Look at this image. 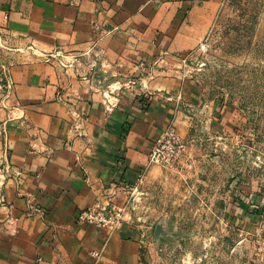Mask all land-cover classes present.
<instances>
[{"label":"crops","instance_id":"0c3cea01","mask_svg":"<svg viewBox=\"0 0 264 264\" xmlns=\"http://www.w3.org/2000/svg\"><path fill=\"white\" fill-rule=\"evenodd\" d=\"M219 6L220 0H0L2 56L13 64L20 104L0 137V198L6 201L0 204V264H144L133 224L109 237L106 229L78 223L77 214L106 202L113 185L119 187L114 201L124 203L157 136L184 123L180 106L198 104V86L163 55L195 50ZM95 22L118 29L101 37ZM31 45L82 55L85 62L98 52L93 80L35 58ZM8 116L0 110V123ZM30 202L43 217L26 216ZM254 202L264 211V197ZM9 217L18 222L8 224ZM94 252H101L99 260Z\"/></svg>","mask_w":264,"mask_h":264},{"label":"rangeland","instance_id":"374dc122","mask_svg":"<svg viewBox=\"0 0 264 264\" xmlns=\"http://www.w3.org/2000/svg\"><path fill=\"white\" fill-rule=\"evenodd\" d=\"M218 8L208 48L174 63L200 90L198 104L180 106L181 154L151 166L120 204L144 264H264L254 202L264 197V0Z\"/></svg>","mask_w":264,"mask_h":264},{"label":"built area","instance_id":"2783aa9c","mask_svg":"<svg viewBox=\"0 0 264 264\" xmlns=\"http://www.w3.org/2000/svg\"><path fill=\"white\" fill-rule=\"evenodd\" d=\"M97 14L103 15V11H97ZM94 27L96 31L101 34V37H106L112 32L117 30L115 27L113 30L106 29L99 22H95ZM200 49L206 50L208 48L207 40L204 39L199 44ZM7 49L6 43L3 37L0 35V110L8 112L9 116L6 122L0 123V137H4L8 132V122L14 120L13 113L16 109H19V102L16 100L15 94V84L11 73V68L13 64L7 62L3 59V52ZM28 50L31 51L32 55L35 58H39L45 62H50L52 59L56 60L58 64L65 69V72L76 73L78 78L82 81L90 82L93 77V72L97 66V60L99 59V53L94 52L93 58H90L88 61H84L82 55L75 53H69L67 55H62L61 52L55 53H43L31 45ZM91 51L85 55H90ZM83 55V56H85ZM192 55V52L186 54H174L170 55L165 52L164 57L172 58L176 62L186 63L187 59ZM107 99V98H106ZM108 106H111L109 99H107ZM75 118L79 116L75 113ZM78 116V117H77ZM78 131V135L82 136L83 132H80V127L78 124L74 127ZM184 148L183 140L175 129L173 124L169 125L162 133H160L154 141V144L148 155V167L151 166H165L173 164L176 159L181 154ZM145 169L143 173L139 175L138 182L142 181L143 176L146 174L148 169ZM1 171V170H0ZM5 173L11 174V169L9 167L5 168ZM21 173L14 172V177H19ZM118 186L113 185L109 190V197L106 202L98 201L94 203L91 207H88L85 210L80 211L77 214V222L80 224H91L99 229H106L109 233V237L123 228L125 224L128 223L131 216L127 211L125 205H120L114 201L118 195ZM127 188V187H125ZM5 200L0 198V204H5ZM11 208V205L9 206ZM26 216L28 218H37L43 217L44 211L37 207L33 202L28 203ZM261 229L258 231L260 239L264 241V218L261 219ZM18 222V219H13L9 217L7 223L13 225ZM14 232V230H13ZM262 251V258L264 259V245ZM93 257L95 260L101 258V252H94Z\"/></svg>","mask_w":264,"mask_h":264},{"label":"water","instance_id":"95a60500","mask_svg":"<svg viewBox=\"0 0 264 264\" xmlns=\"http://www.w3.org/2000/svg\"><path fill=\"white\" fill-rule=\"evenodd\" d=\"M94 78H95L96 80H98V78H100L99 75H98V70H97V69H96V72H95V74H94Z\"/></svg>","mask_w":264,"mask_h":264}]
</instances>
